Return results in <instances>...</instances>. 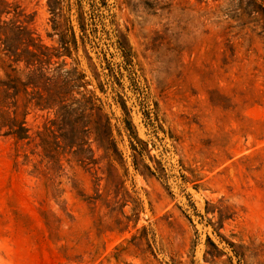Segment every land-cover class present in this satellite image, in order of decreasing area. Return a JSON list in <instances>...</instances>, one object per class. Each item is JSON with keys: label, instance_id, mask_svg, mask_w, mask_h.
Here are the masks:
<instances>
[{"label": "rangeland", "instance_id": "obj_1", "mask_svg": "<svg viewBox=\"0 0 264 264\" xmlns=\"http://www.w3.org/2000/svg\"><path fill=\"white\" fill-rule=\"evenodd\" d=\"M4 1L68 46L113 147L48 165L0 130V264H264V0Z\"/></svg>", "mask_w": 264, "mask_h": 264}, {"label": "trees", "instance_id": "obj_2", "mask_svg": "<svg viewBox=\"0 0 264 264\" xmlns=\"http://www.w3.org/2000/svg\"><path fill=\"white\" fill-rule=\"evenodd\" d=\"M60 1H47L53 18L58 16ZM17 8L0 0V130L5 129L2 135L21 143V147L32 146L30 154L37 149L39 163L45 160L48 165L59 166L58 157L72 147L77 154L88 151L83 146L88 145L89 135L94 136L99 147H113L99 100L85 89L84 75L77 70L76 62L72 60L64 69L62 61L57 64L53 60L69 57L68 46L65 42L57 48L41 44L28 28L30 20ZM9 15L10 18L2 19ZM31 111L46 114L38 131L26 125L25 118ZM90 163L78 160V165L88 173L92 170L87 167ZM91 175L93 184L98 186L101 178L95 176L96 171ZM96 191L93 199L99 196Z\"/></svg>", "mask_w": 264, "mask_h": 264}]
</instances>
